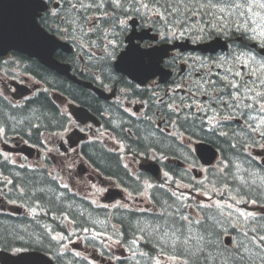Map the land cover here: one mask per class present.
Masks as SVG:
<instances>
[{"label":"flooded vegetation","instance_id":"af4514ba","mask_svg":"<svg viewBox=\"0 0 264 264\" xmlns=\"http://www.w3.org/2000/svg\"><path fill=\"white\" fill-rule=\"evenodd\" d=\"M88 15L92 19L95 18L90 12H88ZM96 21L98 23L97 17L94 23ZM89 23H91V20ZM115 24L113 21V23L99 27V33L103 36L98 38L91 47L95 51L86 50L83 53V56L86 57H89V52L92 53V56L96 55V59L100 64L99 68H96L98 73H78L80 78L91 80L109 93L112 92V97H98L82 85L73 82L71 84L67 78L65 85L67 86V94L70 96L68 101H82L86 104L91 102V107L94 108L105 125L109 127L108 131L114 139L106 142L114 148L115 154H110V156L114 157L117 166L109 167L106 164L102 165L95 161L93 163L89 155L85 153L84 144L71 147V145H66L63 139H56L55 135L48 139L51 144L45 142V140L43 142L40 140L39 143L34 144L41 152L43 151L44 154H41L43 162L38 161L36 157L28 158L23 153L16 152L13 149V151H9L10 156L5 158V155H0V158H5L6 161L10 159L19 165L33 164L39 166L40 169H42L44 162L50 160V170L48 172L49 182L55 187L53 193L58 190L61 196L65 194L69 197L81 195L87 187H100L104 191L110 188L135 190V184L142 183V179L146 176V173L141 170L142 164L151 161L168 162L173 158L185 160L183 157L184 153L192 151L191 147H195L196 144L201 142H208L214 145L219 150L222 162L239 163L244 170L247 166H251V163L259 168L264 167V137L260 135L261 132H264V124H261L259 120L254 122L246 121L239 115L234 116L231 120L221 119V117L230 115V110L224 109L223 105L218 106L208 95L197 93L195 85L201 81L200 73H204L205 78L211 73V78L215 79L216 73L223 76L224 71L219 68H211L210 66L200 68L198 65H194L192 59H189V57L208 59L225 55L235 47L233 40L238 41V37L233 36L230 39L227 36H222L229 43L227 51L219 50L214 53H204L202 51L173 50L163 64L165 68L172 71V75L168 80L152 77L145 83H139L115 71L113 76L122 77L123 81H126L122 82L107 78L102 73V61L100 60L102 54L100 39L105 34H107V39H112L111 30ZM115 29L117 31L120 30L119 28ZM155 30L158 31V28ZM128 32L129 30L125 32L124 36H119V39L123 41L120 50L126 45L125 37ZM186 38L188 37L182 39ZM73 41L76 42L75 39ZM106 42L107 40H105ZM163 43L165 42L160 37L158 41L145 40L141 42L143 47H152ZM253 50L256 49L254 48ZM181 55L184 57L183 60L177 59L175 63H172L173 57ZM83 56L79 53L73 54L69 61L73 64L77 63L76 65L80 68L84 66L85 60ZM30 79L29 77L23 79L25 86L32 88L31 90L34 93L36 90L42 91L44 84L41 81L34 83ZM16 83L15 80L10 81V84L3 80L0 81L3 89L10 96H15L13 88ZM75 86L78 87V89L76 88L78 90L76 94L79 98L74 97ZM205 87L207 86L205 85ZM82 90H85V92ZM209 91L211 92V89ZM224 99L227 100L228 97H224ZM182 100L184 105L191 104L193 101H195V105L192 109L186 110L181 104ZM168 104L177 105V112L172 113L166 107ZM209 104L219 113L216 118L220 121L219 124L213 121V125L210 126L207 123V117L211 116L212 113L209 111L205 115L200 110V106L207 107ZM250 115L255 116L257 114L252 112ZM202 120L204 121L203 123L201 122ZM250 122L259 125L257 132L248 131L246 124ZM75 125L80 126L78 124ZM9 129L10 124L5 122L3 131L0 132V144L4 146V149L7 143L21 146L27 143L22 138L33 140L34 137H37L35 132L29 135L24 131L20 132V136L10 138ZM223 133H227V135H223ZM40 136L41 132L38 133L39 138ZM46 146L56 151L53 153V151L43 149ZM257 153L259 154L257 155ZM9 166L13 165L9 162L8 168ZM80 167L87 168V173L83 172L80 174ZM0 168L3 170L6 167L0 166ZM10 176H12L11 173H3V171L0 175V208H4L0 211L8 214H11V211L15 212V203L10 198V184L12 181ZM1 177L4 178L2 181ZM257 177L260 178V175ZM259 180H251L250 182L258 184ZM14 183L15 181H13L12 185ZM114 202L116 201L111 203Z\"/></svg>","mask_w":264,"mask_h":264},{"label":"snow or ice","instance_id":"6c2138e0","mask_svg":"<svg viewBox=\"0 0 264 264\" xmlns=\"http://www.w3.org/2000/svg\"><path fill=\"white\" fill-rule=\"evenodd\" d=\"M66 2L68 7L61 11L58 3L57 10H49L42 18L45 23L56 21L55 32H68L73 35V39L80 38L79 47L87 50L89 44L95 43L88 39L89 33L97 35L95 24L92 28H88L89 21L92 19L88 12L103 9L105 0H91L87 3L85 0H75V2L66 0ZM24 3L29 13L21 21L20 39L35 45L53 43V37L42 31L35 23V17L40 15V10L47 8V5L41 3V0H24ZM107 3L113 7L116 20L111 31L113 38L107 39L105 34L100 39L102 73L107 78L126 82L122 77L113 76L115 71H119L143 80L160 70L159 61L154 53L163 52L166 55V49L153 48L149 53L142 51L139 45L133 43L123 53L119 52L123 41L119 39V33L114 29L119 28L120 32H127L138 20L151 21L152 27L159 26L157 35L165 43L184 37H188L193 43H202L210 41L214 35L227 36L230 39L236 36L239 39L233 40L235 47L225 55L208 59L189 57L194 65L200 68L210 66L224 71L223 76L216 73L215 79L211 78V73L207 78L204 73H200L201 81L196 83V91L208 95L218 106L223 105L224 109L230 110L231 114L221 119L231 120L239 115L246 121L259 120L261 124H264V0H107ZM121 15L125 19H121ZM61 24L67 27L61 29ZM85 40H88V43H85ZM105 40H107L106 43ZM254 48L256 50H253ZM88 55L92 57L91 52ZM177 59L183 60L184 57L182 55L173 57L172 63H175ZM224 97L228 99L225 100ZM181 104L184 109L190 110L194 107L195 101L184 105L182 100ZM166 107L172 113L178 110L175 104H168ZM200 110L205 115L209 111L212 113L207 117V123L210 126L213 125V121L219 124L220 121L216 119L219 113L211 107V104L207 107L200 106ZM252 112L257 115H250ZM246 128L249 132L255 133L259 125L250 122L246 124ZM2 131L3 129H0V132ZM260 135L264 137V132ZM173 195L177 194L173 193ZM182 199H186L183 194L177 196V200ZM251 203L255 204L256 201L252 200ZM236 211L245 219L254 216L253 213H244L239 209ZM178 212L177 209V212L167 217L161 213V222L148 224L141 231L146 232L150 239L155 235L158 240L165 243L170 241L174 249L178 248L182 255H187L191 264H199L201 255L205 252V243L211 244L212 241H205L203 235L194 234L193 229L201 225L200 220L190 219L188 215H179ZM168 228L171 229V236L168 231H164ZM53 239L62 240L64 237L58 236ZM139 239H144V236L142 235ZM192 240L196 241L195 248L192 247ZM260 241L264 242V237H260ZM115 242L119 243V240ZM136 242L133 241V243ZM8 247L10 245H6L4 250L6 251ZM238 248L239 245L237 250ZM13 252L15 255L0 256V260H3L4 264H42L39 257L26 253L23 248H15ZM207 258V256L204 257V259Z\"/></svg>","mask_w":264,"mask_h":264},{"label":"trees","instance_id":"16d2710c","mask_svg":"<svg viewBox=\"0 0 264 264\" xmlns=\"http://www.w3.org/2000/svg\"><path fill=\"white\" fill-rule=\"evenodd\" d=\"M17 55L24 60L25 71L27 73H31L41 79L48 85V87L52 88V90L55 89L67 93V88H65L66 78L41 65L36 59L28 58L25 55ZM76 88L78 89V87H74V97L79 98L76 94L78 91ZM82 91L85 92V90ZM0 120L9 123L11 126L10 129H13L15 133L27 131L26 128H30L36 134L41 132L42 128L48 127V129H58L61 123L62 125L66 123L65 115L60 111V107L54 101L52 95H50L49 88L48 91H42L34 98L26 100L23 105L15 104L14 102L0 96ZM34 125L36 126L34 127ZM147 136L149 135L147 134ZM31 141L35 142L34 140ZM92 152V154H97L98 162L102 165L106 164L109 167L117 166V162L113 156L106 154L104 151ZM10 171H12L15 176L14 187L17 190H19V184H22L32 196L36 197L37 194L44 195L42 200H46L48 203L50 208L48 210L49 215L53 213L52 210L67 211L73 214L72 217L74 218L77 228L84 229L95 227L92 222L97 220L98 212H91L85 206L76 203V201L69 202L71 197L66 196L65 194V196H61L58 190H56V192H58L57 194L56 192L53 193L55 187L49 182L46 175L36 174V170H30L29 168L20 170L19 176L18 168H12ZM222 181L224 182V180ZM216 185L217 188L220 187V183ZM166 194L167 198H162L164 203H166V217L177 212V209L179 210V215H188L187 207H181L182 203L177 199H174L172 194ZM209 196L226 199L225 194H218L217 191L212 190H210ZM21 201L27 203L28 206H32L33 201L31 199L22 198ZM192 202L194 203V201ZM71 203L72 205H70ZM68 206H71L72 208ZM211 206L212 204L210 203L193 204L191 206L194 214L189 216L190 219L201 221V225L196 226L193 229L194 234L203 235L205 241H212L211 244L205 243V252L201 255L199 264H264V256L260 254L261 250H263L264 242L260 241L259 235L257 236V240L256 238H251L252 242L246 241L245 244H241L242 247L238 250L229 249L223 245L221 237L224 229L238 235L240 232H243V226H241L243 225V221L239 220L240 226H238L235 231L230 224L231 219L226 218L225 216L220 218L217 215H213V209ZM49 215L45 217L40 216L35 220V217L32 219L30 217L24 218L23 216L19 217L0 214V247L5 249L6 245H10V247L7 248L9 251H13L15 248H28L49 252L54 254L59 264H95L85 257L71 252H67L66 256L61 259L59 252L55 250L56 247L60 248V243L53 239L51 232L47 230L52 224L43 225L50 221ZM33 216H35V214H33ZM160 218L154 217L147 222L139 221L134 220V214L132 213H125L122 218L116 217V221L123 225L122 231L124 234H121L120 238L124 241L131 240L134 238L131 232L138 228L137 226L143 229L148 224L161 222ZM56 226H64L65 229L62 230H65L66 232V226L64 224H56ZM164 231H168L169 236H171L170 228L164 229ZM239 236H241V234H239ZM150 240L152 243L143 244L144 249L148 253V256H145L144 258L146 260L145 264H155L159 252H166L165 254L173 256L172 258L178 260V263L170 261L167 264H186V262L187 264H191L187 255H182L178 248L174 249L170 241L165 243L162 240H158L155 235ZM191 244L193 248L196 247L195 240H192ZM249 245L254 246L255 250L248 247ZM246 247V250L248 251L247 253L243 251ZM205 256L208 258L204 259ZM141 259L142 258H137L135 260H119V262L121 264H144Z\"/></svg>","mask_w":264,"mask_h":264},{"label":"water","instance_id":"95a60500","mask_svg":"<svg viewBox=\"0 0 264 264\" xmlns=\"http://www.w3.org/2000/svg\"><path fill=\"white\" fill-rule=\"evenodd\" d=\"M46 1L41 0V3ZM47 8L40 10V15L35 17V23L42 30L53 37V43L48 45H35L22 41L20 39L21 21L25 15L29 13V9L25 6L24 0H0V56L7 55L10 51H18L27 54L30 57L37 58L42 64L56 70L59 74L73 78L70 74V66L57 60L55 53L59 48L69 51V46L59 40L56 35L46 30L38 21V17ZM76 114V113H75ZM76 116L82 119L85 113ZM88 118H85L86 121ZM81 137H79L80 139ZM204 159H210L209 152L203 154ZM113 193V192H112ZM226 241L229 243L230 238ZM39 257L42 264H54L53 261L41 253H28ZM0 256H12L11 254L1 251ZM4 264L3 260H0Z\"/></svg>","mask_w":264,"mask_h":264},{"label":"rangeland","instance_id":"374dc122","mask_svg":"<svg viewBox=\"0 0 264 264\" xmlns=\"http://www.w3.org/2000/svg\"><path fill=\"white\" fill-rule=\"evenodd\" d=\"M19 75H21V74H19ZM1 147H2V145H1ZM234 169H236V171L239 174L244 173L243 170H242V165L241 164L239 165V163L238 164H235ZM249 180H259V184L263 185V187H264V178H259V177H257V175L252 174V176L249 177ZM87 192H88V196H91V197H93L94 199H97V200L99 199V197H98L99 196V194H98L99 192L97 191V189L94 188L93 190H90L88 188ZM146 201H147V199H146ZM69 202H70V200H69ZM218 204H219V202H216V205H218ZM89 206H90V211H93L92 204L91 203H89ZM226 209H227V212H228L229 216H232V218L235 221L236 220H240V216L238 215V213L236 211L237 209L236 210L229 209L227 205H226ZM249 209H247V211L249 213H252L253 211L252 210H249ZM111 219L113 220L114 218L111 217ZM92 224H94V226L96 228H98V229H95V228L94 229L97 230V231H99L101 233V235H98V241L102 238L101 236H106V234H109V233L116 234V228H118L116 226V224H115L114 221L111 222V221H109L107 219H103V218H100L98 216H97V220H95L94 222H92ZM259 230L262 231V232H264V227H259ZM107 238L109 239V237H107ZM246 239H247L246 235H241L238 238L235 237L233 245L234 246L239 245V248L238 249H240L242 247L241 244H245ZM77 241H79V240H77ZM71 243L72 242H70V244ZM95 243H97V241ZM96 246H98V244ZM100 246H103V248H106V246L109 247L108 250L111 251V253L114 254V255H119L120 257H126V255L124 253H120V252L117 253V250H120L121 249V246L112 248L113 244H109V243H107L106 246H105V244H100ZM248 247L254 249V246L249 245ZM246 249H247V247L243 250L245 253L248 252Z\"/></svg>","mask_w":264,"mask_h":264}]
</instances>
